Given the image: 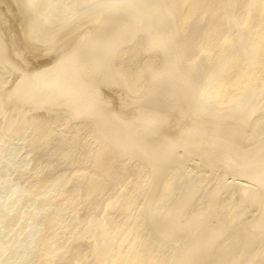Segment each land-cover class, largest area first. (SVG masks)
<instances>
[{"label": "bare ground", "instance_id": "1", "mask_svg": "<svg viewBox=\"0 0 264 264\" xmlns=\"http://www.w3.org/2000/svg\"><path fill=\"white\" fill-rule=\"evenodd\" d=\"M0 264H264V0H0Z\"/></svg>", "mask_w": 264, "mask_h": 264}, {"label": "rangeland", "instance_id": "2", "mask_svg": "<svg viewBox=\"0 0 264 264\" xmlns=\"http://www.w3.org/2000/svg\"><path fill=\"white\" fill-rule=\"evenodd\" d=\"M239 144V143H238Z\"/></svg>", "mask_w": 264, "mask_h": 264}]
</instances>
